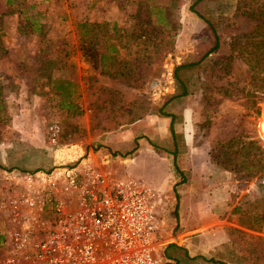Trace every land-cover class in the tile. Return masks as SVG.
<instances>
[{
    "label": "rangeland",
    "instance_id": "1",
    "mask_svg": "<svg viewBox=\"0 0 264 264\" xmlns=\"http://www.w3.org/2000/svg\"><path fill=\"white\" fill-rule=\"evenodd\" d=\"M262 10L264 0H0V240L26 211L27 174L100 160L102 149L117 160L118 133L157 141L168 126L162 142L177 147V166L193 165L200 193L185 201L182 219L176 188L159 193L163 247L191 237L174 264H264V218L253 217L264 214V81L245 53L231 57L243 49L235 39L264 20L249 15ZM202 16L215 23L220 47L180 72L185 94L176 69L211 41ZM178 97L170 109L192 110L189 144L175 133L185 129L181 115L168 125ZM119 162L108 165L117 177Z\"/></svg>",
    "mask_w": 264,
    "mask_h": 264
},
{
    "label": "built area",
    "instance_id": "2",
    "mask_svg": "<svg viewBox=\"0 0 264 264\" xmlns=\"http://www.w3.org/2000/svg\"><path fill=\"white\" fill-rule=\"evenodd\" d=\"M108 165L88 156L27 174L26 211L2 232L0 264H165L153 236L161 226L159 192Z\"/></svg>",
    "mask_w": 264,
    "mask_h": 264
},
{
    "label": "crops",
    "instance_id": "3",
    "mask_svg": "<svg viewBox=\"0 0 264 264\" xmlns=\"http://www.w3.org/2000/svg\"><path fill=\"white\" fill-rule=\"evenodd\" d=\"M183 97L174 98L168 105V111L172 113V117L170 122L168 123L171 126L172 121L177 119L179 115L182 116L185 129L183 130H176L175 133H182L186 139L187 144H189L190 139L193 136V131L190 129L189 122L192 119V110L187 106L184 107L182 111L170 109L171 105H175V100H180ZM174 128H176L174 126ZM168 130V126L165 128H161L156 132L157 141L154 138L149 137H139L140 135L136 132H131V130H126L122 133H118L115 137V142L112 145L113 150L116 152L117 150L121 152L122 155L118 158H123V160H115L116 158L113 157L112 152L107 149L99 150V153H103L104 160L109 163L120 161V166L117 167L116 171L119 172L120 177L125 179H135L145 183H148L152 188L155 190L165 191L167 194L169 193V188L172 186L176 188V195L180 198V208H179V218L182 219V216L186 214L187 211V204L186 200L189 198H194L196 194H200L196 192L191 185V182L194 178H192V171L191 167L192 164H178L176 165L175 155L177 152V147L174 146L172 152L169 150V146L167 147L162 141L165 139L162 138L165 132ZM133 131V130H132ZM159 139V140H158ZM161 147H157V145ZM160 141V142H159ZM194 152L195 150H189ZM107 157V158H106ZM113 158V159H112ZM114 166V165H113ZM115 171V170H114ZM186 201V202H185ZM200 204L201 201L195 202L192 206L191 212L193 215H198L200 213ZM167 208V207H166ZM163 210H166L163 208ZM168 210V209H167ZM166 212L168 213V211ZM158 212L160 214V222L162 229L164 226L162 225L165 221L164 213L161 214L159 209ZM167 216V214H166ZM183 225L181 220V226ZM162 227V228H161ZM164 230V228L162 229ZM181 234V233H180ZM179 234V235H180ZM164 233L160 231V236L163 237ZM191 237L184 238V240L177 241L176 244H169L165 247L161 248L164 262L165 264H174L177 260L181 259L184 255H187L189 248V240ZM161 243L164 241L161 240ZM163 241V242H162Z\"/></svg>",
    "mask_w": 264,
    "mask_h": 264
},
{
    "label": "trees",
    "instance_id": "4",
    "mask_svg": "<svg viewBox=\"0 0 264 264\" xmlns=\"http://www.w3.org/2000/svg\"><path fill=\"white\" fill-rule=\"evenodd\" d=\"M258 13H261L262 16H264V10L261 12H252L249 16L250 17H259ZM206 22H207V29L209 30V34L211 36V41L208 43L205 49L201 50L198 52L197 57L194 60L184 62L183 64L177 66L176 69V77L177 79L182 83L184 86V93L187 94L189 93L188 90V82L187 79L180 74L182 70L190 69V68H195L200 66L211 54L216 52L219 47H220V38H219V32L217 30V27L213 21H211L208 18H205L202 16ZM262 18V17H259ZM244 35L243 37L238 36L235 39V42L233 45L238 46L239 48H243L239 52V56H235V54H232V58H238L242 56L244 53L246 54L245 56L247 57V60L250 61V65L252 66V69L254 73H258V75H262V79L264 81V20L261 22H258L255 26V30L252 32L251 36ZM260 75V76H261ZM264 94V87L262 90L258 91V94ZM239 137H244L246 138L247 136H243L242 134L237 135L232 137L231 139L228 140V144L230 147V144L235 145L238 143ZM256 141H245V145H252L255 144ZM250 149V147H248ZM240 208V207H239ZM253 217L255 218L254 223L258 222L260 223L263 218L264 214H259V213H254ZM249 228H253L254 230H258L259 226H255L253 224H248Z\"/></svg>",
    "mask_w": 264,
    "mask_h": 264
}]
</instances>
